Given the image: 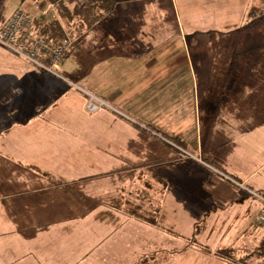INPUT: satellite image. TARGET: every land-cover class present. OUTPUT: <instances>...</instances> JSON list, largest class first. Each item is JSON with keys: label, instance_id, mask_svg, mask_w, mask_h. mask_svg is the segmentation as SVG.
I'll use <instances>...</instances> for the list:
<instances>
[{"label": "rangeland", "instance_id": "1", "mask_svg": "<svg viewBox=\"0 0 264 264\" xmlns=\"http://www.w3.org/2000/svg\"><path fill=\"white\" fill-rule=\"evenodd\" d=\"M21 1L0 0V6L13 12ZM251 6L252 0H115L109 14L80 35H72V45L63 58L74 65L70 74L87 93L103 97L99 91L108 81L110 89L116 91L114 103L103 97L113 110L103 107L90 113L85 101L84 119L91 118L92 125L100 130L107 121L96 118L98 113L109 114L110 127L114 119L115 149L103 151L102 145L110 143L112 135L108 141L101 132L95 140L100 149L95 152H100L101 159L115 161V169L130 170L116 178L121 185L127 183L124 192L129 190L130 195L126 196V210L140 218L157 220V199L150 184L159 174L157 169L182 174L183 168L174 160L202 159L211 170L224 173L225 186L216 185L214 180L206 188L193 183V193L199 194L197 202L205 206L192 210L182 207L179 219L173 213L172 221H166H178L181 229L173 231L185 235L191 224L199 223L200 230L202 223L196 221L207 206L211 208L207 222L218 234H213L210 241L202 235L179 241L171 232L165 234L176 252L209 254L208 264H223L218 252L227 247L233 252L229 262L264 264V231L254 222L261 203L235 185L259 168L247 186L264 195V86L223 85V73L230 75L236 62V55L229 54L228 47L241 44L238 31L264 21V17L248 18ZM260 24L258 28L264 22ZM151 62L159 63V67L147 69L146 64ZM225 63H231L230 70L223 66ZM68 89L72 91L73 87ZM145 130L148 134H143ZM189 161L193 164L186 167L189 172L192 168L198 171L196 162ZM98 169L107 172V167ZM106 172L93 171L91 175ZM207 173L223 181L214 172ZM169 177L162 199L164 209L171 212L178 199L173 190L185 194L188 188H180L183 182L174 188Z\"/></svg>", "mask_w": 264, "mask_h": 264}, {"label": "crops", "instance_id": "2", "mask_svg": "<svg viewBox=\"0 0 264 264\" xmlns=\"http://www.w3.org/2000/svg\"><path fill=\"white\" fill-rule=\"evenodd\" d=\"M26 1L29 0L19 5ZM10 13L0 6V29ZM263 22L258 20L238 31L241 44L228 47L231 53H227L236 55V62L230 75L223 73L225 87L264 86V25L258 28ZM146 65L147 69L159 67L157 62ZM225 65L231 69V63ZM73 67L62 60L60 72L65 81L0 46V264H208L209 254L176 252L165 234L171 232L179 241L195 240V235L210 241L213 234H218L216 227L207 222L211 208L207 206L203 217L196 221L202 223L200 230L199 223L191 224L185 235L173 231L181 229L178 221H166H172L169 219L173 213L179 219L182 207L192 210L205 206L197 202L199 194L193 193V183L206 188L214 180L216 185L225 186L224 173L211 170L202 164V159L174 160L183 173L157 169L159 174L150 184L157 199V220L133 215L126 210V196L130 195L129 190L124 192L127 183L121 185L116 179L130 170L115 169V161L101 159L100 152H95L100 149L95 140L101 132L108 141L112 135L110 143L102 145L103 151L115 149L114 119L110 127L108 113L95 115L107 121L101 130L92 125L91 118L85 121L87 96L77 88L83 89L77 77L70 74ZM99 93L109 102L116 101V91L110 89L109 81ZM189 160L196 162L198 171L192 168L189 172L186 167L193 166ZM100 167H107V172ZM93 171L106 173L91 175ZM258 171L259 168L255 172ZM207 172H214L223 181L213 179ZM253 174L237 182L248 187ZM169 176L174 188L182 182L180 188H188L185 194L173 190L178 199L171 212L164 209L162 199ZM116 191L121 194L117 196ZM203 191L206 194V189ZM222 260L223 264H236L224 257Z\"/></svg>", "mask_w": 264, "mask_h": 264}, {"label": "built area", "instance_id": "3", "mask_svg": "<svg viewBox=\"0 0 264 264\" xmlns=\"http://www.w3.org/2000/svg\"><path fill=\"white\" fill-rule=\"evenodd\" d=\"M81 3L83 0H76ZM52 19H57L53 3L38 1H26V3L10 13L8 19L0 29V46L31 65L42 71L62 80L60 75V64L68 53L72 39L66 38L63 41L52 44L43 37L34 33V24H46ZM66 81V80H65ZM71 84V83H70ZM72 85V84H71ZM87 96L86 109L90 113L98 112L103 107L113 110L109 104L80 89ZM234 183V181H232ZM239 189L247 195L257 198L261 203L260 211L255 218V224L264 231V195H258L243 184H236ZM264 244V237L262 240Z\"/></svg>", "mask_w": 264, "mask_h": 264}, {"label": "trees", "instance_id": "4", "mask_svg": "<svg viewBox=\"0 0 264 264\" xmlns=\"http://www.w3.org/2000/svg\"><path fill=\"white\" fill-rule=\"evenodd\" d=\"M48 1L53 3L57 19H52L46 24L36 22L34 24V33L52 44L59 43L66 38L72 39V35H79L86 31L109 14L115 4L114 0H83L82 3H75L74 1L72 4L68 0ZM252 4L253 6H251L247 14L248 18L255 19L257 16L263 18L264 0H252ZM262 246L264 247L263 242ZM232 253L231 249L218 252L222 258L225 257L227 260Z\"/></svg>", "mask_w": 264, "mask_h": 264}]
</instances>
